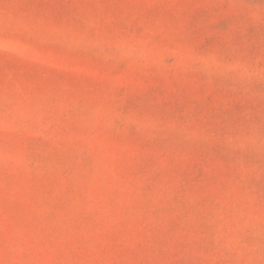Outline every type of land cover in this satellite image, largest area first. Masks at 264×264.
Returning a JSON list of instances; mask_svg holds the SVG:
<instances>
[{
    "label": "rangeland",
    "instance_id": "1",
    "mask_svg": "<svg viewBox=\"0 0 264 264\" xmlns=\"http://www.w3.org/2000/svg\"><path fill=\"white\" fill-rule=\"evenodd\" d=\"M0 264H264V0H0Z\"/></svg>",
    "mask_w": 264,
    "mask_h": 264
}]
</instances>
